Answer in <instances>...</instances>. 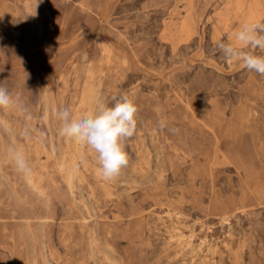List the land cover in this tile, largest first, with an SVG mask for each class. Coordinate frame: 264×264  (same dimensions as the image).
Wrapping results in <instances>:
<instances>
[{
  "label": "rangeland",
  "instance_id": "rangeland-1",
  "mask_svg": "<svg viewBox=\"0 0 264 264\" xmlns=\"http://www.w3.org/2000/svg\"><path fill=\"white\" fill-rule=\"evenodd\" d=\"M252 20L264 0H0V83L28 109H0V264H264V76L215 46ZM125 94L136 132L104 181L53 110Z\"/></svg>",
  "mask_w": 264,
  "mask_h": 264
},
{
  "label": "clouds",
  "instance_id": "clouds-1",
  "mask_svg": "<svg viewBox=\"0 0 264 264\" xmlns=\"http://www.w3.org/2000/svg\"><path fill=\"white\" fill-rule=\"evenodd\" d=\"M215 46L224 59L238 62L246 70L264 76V55L254 54L253 51H264V20L245 21L226 39L217 40ZM0 109L15 110L21 115L28 112L22 98L14 96L3 83H0ZM137 112V104L125 94L112 106L98 103L93 114L79 119L68 108L53 110V117L59 122L60 137L74 142L80 149L90 148L98 154L97 175L104 181H110L128 164L122 140L135 134ZM26 118L30 120L31 116ZM158 127L163 130L167 124L160 120ZM35 131L31 125L25 124L19 135L31 139ZM6 155L18 173L25 176L31 174L30 163L18 147L9 144Z\"/></svg>",
  "mask_w": 264,
  "mask_h": 264
},
{
  "label": "bare ground",
  "instance_id": "bare-ground-1",
  "mask_svg": "<svg viewBox=\"0 0 264 264\" xmlns=\"http://www.w3.org/2000/svg\"><path fill=\"white\" fill-rule=\"evenodd\" d=\"M93 71H96V70H98V68L96 69V68H94V69H92ZM105 75L106 76H108V72H106L105 71ZM89 164V163H88ZM91 166V165H90ZM85 167H86V164H85ZM96 167V166H95ZM90 168V167H89ZM96 169H97V167H96ZM96 172V171H95ZM90 224V223H89ZM94 225V224H93ZM90 229V228H89ZM91 230V229H90ZM88 233V232H87ZM96 234V233H95ZM109 234V233H108ZM108 237V236H107ZM110 246V245H109ZM124 263V262H123Z\"/></svg>",
  "mask_w": 264,
  "mask_h": 264
}]
</instances>
